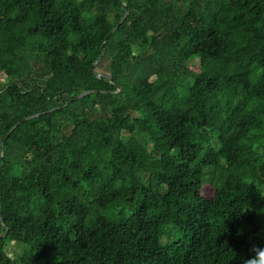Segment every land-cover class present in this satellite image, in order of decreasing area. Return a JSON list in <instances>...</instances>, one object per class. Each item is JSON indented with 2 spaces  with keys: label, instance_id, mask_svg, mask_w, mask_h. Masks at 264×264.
<instances>
[{
  "label": "trees",
  "instance_id": "16d2710c",
  "mask_svg": "<svg viewBox=\"0 0 264 264\" xmlns=\"http://www.w3.org/2000/svg\"><path fill=\"white\" fill-rule=\"evenodd\" d=\"M0 75V264L264 247V0H0Z\"/></svg>",
  "mask_w": 264,
  "mask_h": 264
},
{
  "label": "rangeland",
  "instance_id": "374dc122",
  "mask_svg": "<svg viewBox=\"0 0 264 264\" xmlns=\"http://www.w3.org/2000/svg\"><path fill=\"white\" fill-rule=\"evenodd\" d=\"M136 51H138V50H136ZM196 62H197V64H199L198 60ZM109 69H110V60L107 59V60H103L99 64H97L95 71L97 73L110 76ZM4 78H5L4 75H0V86L1 87H4L6 85V82L2 81V80H4ZM112 212H115V211L112 210ZM169 232H170L169 236L164 238V240L162 241V243L165 246H169V245L174 244V243L181 240V235L177 232H174L172 228L169 230ZM23 251H24L23 245L12 243V242H9L7 244L6 252L13 259H17L19 256H21Z\"/></svg>",
  "mask_w": 264,
  "mask_h": 264
},
{
  "label": "clouds",
  "instance_id": "9594fccd",
  "mask_svg": "<svg viewBox=\"0 0 264 264\" xmlns=\"http://www.w3.org/2000/svg\"><path fill=\"white\" fill-rule=\"evenodd\" d=\"M259 193L261 197H264V190H259ZM251 251L253 255L245 258L243 264H264V247L254 244Z\"/></svg>",
  "mask_w": 264,
  "mask_h": 264
},
{
  "label": "water",
  "instance_id": "95a60500",
  "mask_svg": "<svg viewBox=\"0 0 264 264\" xmlns=\"http://www.w3.org/2000/svg\"><path fill=\"white\" fill-rule=\"evenodd\" d=\"M127 14H128V12H127ZM127 14H126L125 17L123 18L122 22L125 20ZM117 28H118V27H117ZM111 34H113V32H112ZM111 34H110V35H111ZM110 35H109V36H110ZM97 64H98V62L94 64L92 70H95ZM102 76H107V75L102 74ZM107 77H110V76H107ZM95 92H96V91L83 92V93L80 94L78 97H76V99L82 98V97H84V96H86V95H89V94H93V93H95ZM33 117H36V116H33ZM33 117H30V118H33Z\"/></svg>",
  "mask_w": 264,
  "mask_h": 264
}]
</instances>
